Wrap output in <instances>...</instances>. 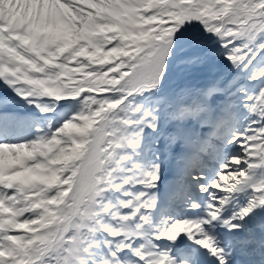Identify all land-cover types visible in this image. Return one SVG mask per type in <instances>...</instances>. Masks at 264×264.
<instances>
[{"label": "snow or ice", "instance_id": "6c2138e0", "mask_svg": "<svg viewBox=\"0 0 264 264\" xmlns=\"http://www.w3.org/2000/svg\"><path fill=\"white\" fill-rule=\"evenodd\" d=\"M0 264H264V0H0Z\"/></svg>", "mask_w": 264, "mask_h": 264}]
</instances>
